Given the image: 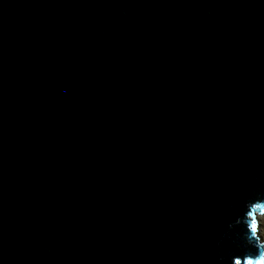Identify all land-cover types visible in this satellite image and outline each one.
Instances as JSON below:
<instances>
[{
    "label": "water",
    "instance_id": "water-1",
    "mask_svg": "<svg viewBox=\"0 0 264 264\" xmlns=\"http://www.w3.org/2000/svg\"><path fill=\"white\" fill-rule=\"evenodd\" d=\"M258 196L264 0H0V264H230Z\"/></svg>",
    "mask_w": 264,
    "mask_h": 264
},
{
    "label": "clouds",
    "instance_id": "clouds-1",
    "mask_svg": "<svg viewBox=\"0 0 264 264\" xmlns=\"http://www.w3.org/2000/svg\"><path fill=\"white\" fill-rule=\"evenodd\" d=\"M264 197H255L245 202L244 211L238 215L229 229L240 227L238 234L242 240V253L232 255L230 264L239 259L241 264H264ZM255 249V253L251 249Z\"/></svg>",
    "mask_w": 264,
    "mask_h": 264
},
{
    "label": "rangeland",
    "instance_id": "rangeland-1",
    "mask_svg": "<svg viewBox=\"0 0 264 264\" xmlns=\"http://www.w3.org/2000/svg\"><path fill=\"white\" fill-rule=\"evenodd\" d=\"M262 230H264V226H262Z\"/></svg>",
    "mask_w": 264,
    "mask_h": 264
}]
</instances>
